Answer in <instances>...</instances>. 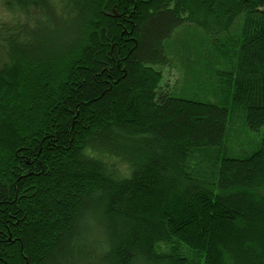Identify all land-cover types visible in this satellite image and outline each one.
<instances>
[{"label":"trees","instance_id":"obj_1","mask_svg":"<svg viewBox=\"0 0 264 264\" xmlns=\"http://www.w3.org/2000/svg\"><path fill=\"white\" fill-rule=\"evenodd\" d=\"M263 126L264 0H0V264H264Z\"/></svg>","mask_w":264,"mask_h":264},{"label":"rangeland","instance_id":"obj_2","mask_svg":"<svg viewBox=\"0 0 264 264\" xmlns=\"http://www.w3.org/2000/svg\"><path fill=\"white\" fill-rule=\"evenodd\" d=\"M198 36L197 33H195L193 30H189L188 33H186V35L183 36L184 40L185 41H189V42H193L194 39L193 38H196ZM197 50V48L195 49ZM194 58V57H192ZM177 63V66H181L183 67V63H186V61H176ZM169 65H172L171 63ZM161 69V67H160ZM162 71H163V75H164V83H168V85H173V89H178V92L183 88L184 86V76L183 77H180V78H176L178 75H177V71L175 68H173L172 66H165L162 68ZM176 78V80H175ZM260 135L257 136L258 140L259 141L262 137H264V126L260 129Z\"/></svg>","mask_w":264,"mask_h":264}]
</instances>
